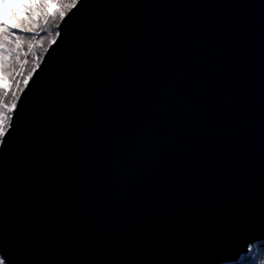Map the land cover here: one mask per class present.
<instances>
[{
    "label": "water",
    "instance_id": "obj_1",
    "mask_svg": "<svg viewBox=\"0 0 264 264\" xmlns=\"http://www.w3.org/2000/svg\"><path fill=\"white\" fill-rule=\"evenodd\" d=\"M0 145L5 264H224L264 242V0H79Z\"/></svg>",
    "mask_w": 264,
    "mask_h": 264
},
{
    "label": "trees",
    "instance_id": "obj_2",
    "mask_svg": "<svg viewBox=\"0 0 264 264\" xmlns=\"http://www.w3.org/2000/svg\"><path fill=\"white\" fill-rule=\"evenodd\" d=\"M27 2L28 0H8L7 3H0V21L8 24L16 23L17 20L13 19V13L15 12L17 17H22L24 14L23 5ZM50 2L51 7L48 11H54L57 4H63L65 0H50ZM39 11L43 13L44 10L40 9ZM61 22L58 17L56 20L49 17L48 24L45 25L43 16L41 15L39 20L32 22L33 26L38 25L35 32H24L14 29L12 31L15 32V35L11 33L0 34V74L10 82L7 97L3 96L4 90H0V97L3 98L4 103H11L13 92L20 98L23 92L20 89H25L23 83L25 77L28 76V73L36 63L40 65L47 51L53 45L49 44L48 33L52 32L54 34L56 31H59V27H56V25L60 26ZM41 29L44 30L41 31ZM34 35L37 37L36 40L32 39ZM5 36H7V39H5ZM16 36L20 37V47H17ZM41 37L43 38V42L37 43ZM29 43L33 44L31 51L29 50ZM262 261H264V242H258L251 245V251L243 255L239 261L224 264H261Z\"/></svg>",
    "mask_w": 264,
    "mask_h": 264
},
{
    "label": "snow or ice",
    "instance_id": "obj_3",
    "mask_svg": "<svg viewBox=\"0 0 264 264\" xmlns=\"http://www.w3.org/2000/svg\"><path fill=\"white\" fill-rule=\"evenodd\" d=\"M7 2L8 0H0V3ZM77 4L78 0H65V3L63 4L58 3L54 11H48V9L51 7L50 0H28V2L23 5L24 14L22 17H17L16 13H13V19L17 20L16 23L8 24L4 21H0V34L11 33L12 35H15V32L12 31L14 29L24 32H35V29L38 27V25L33 26L32 22L39 20L41 15L43 16L45 25L48 24L49 17H51L53 20H56L58 17L59 20L63 21L68 13L77 7ZM40 9L44 10L43 13L39 11ZM56 27H59V25H56ZM43 30L44 29H41V31ZM61 35V31H56L54 34L49 32V44H56L57 37H60ZM5 39H7V36H5ZM32 39L36 40V35H34ZM42 42L43 38L41 37L37 43ZM16 43L17 47H20L21 41L19 36H16ZM32 47L33 44L29 43L30 51ZM45 51H47V49H45ZM38 67H40V65L39 63H36L32 70L28 73V76L25 77L23 81L25 87L29 85V80L33 73L36 72ZM0 88L4 89L3 96L7 97L10 85L8 83L0 84ZM20 91H23V89H20ZM17 100H19V96H17L15 92L12 93V100L10 104L4 103L3 98L0 97V143L5 142L6 137L10 135V129H12L14 126L12 113L17 108ZM249 251H251V245H249ZM0 264H5V261L0 259ZM261 264H264V261H262Z\"/></svg>",
    "mask_w": 264,
    "mask_h": 264
},
{
    "label": "rangeland",
    "instance_id": "obj_4",
    "mask_svg": "<svg viewBox=\"0 0 264 264\" xmlns=\"http://www.w3.org/2000/svg\"><path fill=\"white\" fill-rule=\"evenodd\" d=\"M3 4V3H1ZM4 83H8L10 85L9 80H7L6 78H4V76L2 74H0V84H4ZM0 90H4L3 88H0Z\"/></svg>",
    "mask_w": 264,
    "mask_h": 264
},
{
    "label": "built area",
    "instance_id": "obj_5",
    "mask_svg": "<svg viewBox=\"0 0 264 264\" xmlns=\"http://www.w3.org/2000/svg\"><path fill=\"white\" fill-rule=\"evenodd\" d=\"M1 259V258H0Z\"/></svg>",
    "mask_w": 264,
    "mask_h": 264
}]
</instances>
